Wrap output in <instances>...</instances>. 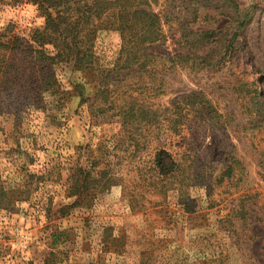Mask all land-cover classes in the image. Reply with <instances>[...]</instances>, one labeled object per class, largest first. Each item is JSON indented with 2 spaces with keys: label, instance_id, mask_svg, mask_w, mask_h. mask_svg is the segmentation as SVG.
<instances>
[{
  "label": "rangeland",
  "instance_id": "1",
  "mask_svg": "<svg viewBox=\"0 0 264 264\" xmlns=\"http://www.w3.org/2000/svg\"><path fill=\"white\" fill-rule=\"evenodd\" d=\"M146 8L163 37L144 67L115 68L120 37L97 31L90 73L58 68L55 120L0 116V186L20 192L0 209V264H264V0ZM43 21L26 0H0V28L21 40ZM208 30L218 36L197 41ZM194 42L198 65L165 60L192 58ZM157 148L181 165L165 194ZM74 169L88 177L68 195Z\"/></svg>",
  "mask_w": 264,
  "mask_h": 264
},
{
  "label": "trees",
  "instance_id": "2",
  "mask_svg": "<svg viewBox=\"0 0 264 264\" xmlns=\"http://www.w3.org/2000/svg\"><path fill=\"white\" fill-rule=\"evenodd\" d=\"M26 1L35 5L43 17L42 28L32 31L25 41L14 33L12 26L0 28V116L13 117L16 126L36 111L55 120V113L59 112L64 101L58 68L63 64L71 65L73 72L81 77L90 73L93 70L91 41L97 31L111 30L119 35L121 46L115 68L120 66L122 69L142 68L150 59L153 60L154 57L144 51L148 45L163 37L159 16L147 11L149 0ZM223 4L229 11L238 9L234 3L223 1ZM232 16L230 20L240 21L239 28L243 21L240 14L235 12ZM194 35H201L197 40L200 41L216 37L218 33L208 30L195 32ZM194 44L191 45L194 49L192 58L191 54H186L165 60L192 59L191 63L198 65L200 55L196 54H200L201 50L198 49L199 44ZM151 165L158 194H165L169 191L166 177L178 171L181 165L160 148L155 149ZM75 175L82 177V184L88 177V173L80 169L72 170L68 177V182L72 184L68 195L76 189L78 179L74 180ZM19 193L0 186V209L7 208L11 204L10 198Z\"/></svg>",
  "mask_w": 264,
  "mask_h": 264
}]
</instances>
